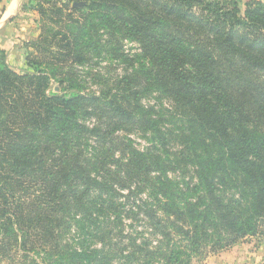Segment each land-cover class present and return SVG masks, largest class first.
<instances>
[{"label": "trees", "instance_id": "16d2710c", "mask_svg": "<svg viewBox=\"0 0 264 264\" xmlns=\"http://www.w3.org/2000/svg\"><path fill=\"white\" fill-rule=\"evenodd\" d=\"M23 9L40 28L28 70L0 48V264H193L264 244V0ZM100 59L129 69L85 93L77 68Z\"/></svg>", "mask_w": 264, "mask_h": 264}, {"label": "rangeland", "instance_id": "374dc122", "mask_svg": "<svg viewBox=\"0 0 264 264\" xmlns=\"http://www.w3.org/2000/svg\"><path fill=\"white\" fill-rule=\"evenodd\" d=\"M10 1L4 0V5H7V3ZM16 1H18L17 4L20 9L22 5L21 2L23 0ZM38 18V14L33 11H26L22 6L21 10L15 17L13 30L7 31V33H4L3 35L0 34V48H3L1 46L2 43L9 45V51L5 49L7 51V61L9 52H14L15 54L9 58V65L18 72H24L28 70L26 63L27 50L25 48V43L34 40L39 35L40 28L37 23ZM17 35L19 36L17 37ZM11 40L14 41L13 45L10 44ZM125 50L130 54L139 51L137 45L131 44L129 42L125 43ZM128 69L129 65L120 61L100 59L98 61L92 62L89 66L77 68V73L80 75V79L83 83L82 87L84 88L85 93H99L102 90L114 88V85L120 78L124 76V74H126ZM135 138L139 144V147L144 145L143 140L140 139L139 136H135ZM259 241L260 240L258 238H248L227 250H222L218 253L211 254L205 259L202 257L200 259L197 258L193 261V264H209L211 259H214V264H264V248H258V244L260 243ZM225 251L233 252L230 261H220V259H217L218 257L215 258V256H217L219 253H223ZM238 252L240 256L238 255Z\"/></svg>", "mask_w": 264, "mask_h": 264}, {"label": "crops", "instance_id": "0c3cea01", "mask_svg": "<svg viewBox=\"0 0 264 264\" xmlns=\"http://www.w3.org/2000/svg\"><path fill=\"white\" fill-rule=\"evenodd\" d=\"M4 0H0V34L3 35L4 33H7V31H11L13 30V25H14V20L15 17L17 16V14L19 13V11L21 10L22 6L24 3H27L28 0H23L21 2V7L19 9V6L17 4L18 1H14V0H9L10 2L7 3V5H4ZM13 7V8H12ZM12 8V9H11ZM9 11V12H8ZM19 35H17L18 37ZM1 41V40H0ZM2 43V42H1ZM14 41H10V44L13 45ZM16 45V44H15ZM4 49L9 51V45H6L5 43H2L1 45ZM15 53L14 52H9V56H8V64H10V59ZM260 243L258 244V248H264L263 246V242L259 241ZM263 246V247H261ZM233 252L230 251H225L223 253H219L217 256H215V258H217L218 260L220 259V261H230V259L232 258ZM239 255V252H238ZM240 256V255H239ZM238 256V257H239ZM217 260V261H218ZM209 264H214V259L210 260ZM221 264V263H219Z\"/></svg>", "mask_w": 264, "mask_h": 264}, {"label": "water", "instance_id": "95a60500", "mask_svg": "<svg viewBox=\"0 0 264 264\" xmlns=\"http://www.w3.org/2000/svg\"><path fill=\"white\" fill-rule=\"evenodd\" d=\"M56 91H59V88H56Z\"/></svg>", "mask_w": 264, "mask_h": 264}, {"label": "bare ground", "instance_id": "6f19581e", "mask_svg": "<svg viewBox=\"0 0 264 264\" xmlns=\"http://www.w3.org/2000/svg\"><path fill=\"white\" fill-rule=\"evenodd\" d=\"M12 8H13V7H12ZM12 8H11V9H12ZM8 12H9V11H8Z\"/></svg>", "mask_w": 264, "mask_h": 264}]
</instances>
